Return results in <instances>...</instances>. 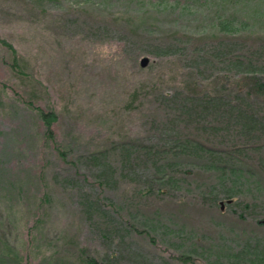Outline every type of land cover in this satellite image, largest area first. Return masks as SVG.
Wrapping results in <instances>:
<instances>
[{
	"label": "rangeland",
	"instance_id": "374dc122",
	"mask_svg": "<svg viewBox=\"0 0 264 264\" xmlns=\"http://www.w3.org/2000/svg\"><path fill=\"white\" fill-rule=\"evenodd\" d=\"M0 264H264V0H0Z\"/></svg>",
	"mask_w": 264,
	"mask_h": 264
},
{
	"label": "trees",
	"instance_id": "16d2710c",
	"mask_svg": "<svg viewBox=\"0 0 264 264\" xmlns=\"http://www.w3.org/2000/svg\"><path fill=\"white\" fill-rule=\"evenodd\" d=\"M9 47H10V45H9ZM16 58H17V57H16ZM14 61H15V63H16V60H14ZM17 65H20V64H17ZM247 79H248V78H242L243 81H244V80H247ZM42 117H44L43 119H44L45 121H47L48 124H49V122L51 123V121H53L52 118H53L54 116H52L51 113H44V114L42 115ZM50 117H51V121L49 120Z\"/></svg>",
	"mask_w": 264,
	"mask_h": 264
},
{
	"label": "water",
	"instance_id": "95a60500",
	"mask_svg": "<svg viewBox=\"0 0 264 264\" xmlns=\"http://www.w3.org/2000/svg\"><path fill=\"white\" fill-rule=\"evenodd\" d=\"M147 59L146 58H143L142 60H141V65L142 66H145L146 65V63H147Z\"/></svg>",
	"mask_w": 264,
	"mask_h": 264
}]
</instances>
